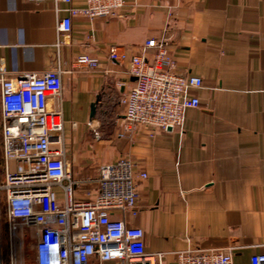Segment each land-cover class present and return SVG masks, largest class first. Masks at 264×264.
Instances as JSON below:
<instances>
[{"label":"crops","instance_id":"0c3cea01","mask_svg":"<svg viewBox=\"0 0 264 264\" xmlns=\"http://www.w3.org/2000/svg\"><path fill=\"white\" fill-rule=\"evenodd\" d=\"M86 4L0 0V68L14 78L62 70V93L48 104L63 116L76 196L96 187L101 164L127 157L140 196L126 219L144 229L148 252L164 253L163 264L182 250L230 244L237 262L264 253V0H125L118 16L78 14L61 32L65 9ZM164 35L177 72L201 76L193 91L201 104L187 109L183 131L119 136L120 98L136 81L131 58ZM83 53L99 67L79 65Z\"/></svg>","mask_w":264,"mask_h":264},{"label":"built area","instance_id":"2783aa9c","mask_svg":"<svg viewBox=\"0 0 264 264\" xmlns=\"http://www.w3.org/2000/svg\"><path fill=\"white\" fill-rule=\"evenodd\" d=\"M124 6L125 0H87L84 7L66 8L68 15L58 28L70 31L78 14L116 17ZM168 45V36L150 38L143 52L132 56L130 72L136 81L120 98L124 120L119 136L141 127L152 137L169 127L183 131L187 109L200 106L193 91L203 85L201 76L179 74ZM110 57L120 58L116 47ZM77 63L89 69L100 65L87 53ZM62 90L59 68L16 78L0 68V264H24L20 225L36 228L38 264H163L164 253L148 252L144 229L126 219V214H138L140 196L129 158L101 164L96 187L76 196L79 182L66 159L63 116L48 104ZM115 211L122 217H115ZM238 247L182 250L176 264H264V253L237 262Z\"/></svg>","mask_w":264,"mask_h":264},{"label":"rangeland","instance_id":"374dc122","mask_svg":"<svg viewBox=\"0 0 264 264\" xmlns=\"http://www.w3.org/2000/svg\"><path fill=\"white\" fill-rule=\"evenodd\" d=\"M22 242H21V253L24 264H38L36 259V238L35 227L19 226Z\"/></svg>","mask_w":264,"mask_h":264},{"label":"water","instance_id":"95a60500","mask_svg":"<svg viewBox=\"0 0 264 264\" xmlns=\"http://www.w3.org/2000/svg\"><path fill=\"white\" fill-rule=\"evenodd\" d=\"M96 104H97V101H95L93 104H92V112H94L95 111V106H96ZM169 129H172L171 127H169Z\"/></svg>","mask_w":264,"mask_h":264}]
</instances>
